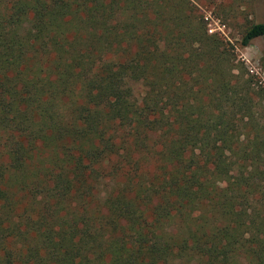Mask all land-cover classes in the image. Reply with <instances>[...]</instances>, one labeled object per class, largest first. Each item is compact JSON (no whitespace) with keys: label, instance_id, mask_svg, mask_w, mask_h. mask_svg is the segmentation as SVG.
<instances>
[{"label":"trees","instance_id":"trees-1","mask_svg":"<svg viewBox=\"0 0 264 264\" xmlns=\"http://www.w3.org/2000/svg\"><path fill=\"white\" fill-rule=\"evenodd\" d=\"M246 72L192 0H0V264H264Z\"/></svg>","mask_w":264,"mask_h":264},{"label":"rangeland","instance_id":"rangeland-1","mask_svg":"<svg viewBox=\"0 0 264 264\" xmlns=\"http://www.w3.org/2000/svg\"><path fill=\"white\" fill-rule=\"evenodd\" d=\"M203 16L208 32L217 34L233 46L237 60L244 63L246 77L263 96L264 103V36L257 37L247 46L242 38L247 28L264 22V0H192ZM211 24V25H210ZM216 30L210 32L209 28Z\"/></svg>","mask_w":264,"mask_h":264},{"label":"built area","instance_id":"built-area-1","mask_svg":"<svg viewBox=\"0 0 264 264\" xmlns=\"http://www.w3.org/2000/svg\"><path fill=\"white\" fill-rule=\"evenodd\" d=\"M210 25H211V24H210ZM215 30H216V29L213 28V27H210V28H209V31H210V32H214Z\"/></svg>","mask_w":264,"mask_h":264}]
</instances>
